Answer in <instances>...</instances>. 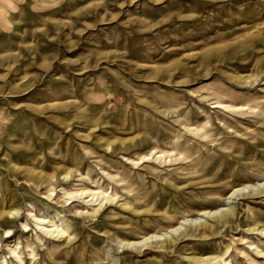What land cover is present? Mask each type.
I'll return each mask as SVG.
<instances>
[{
  "label": "rangeland",
  "instance_id": "obj_1",
  "mask_svg": "<svg viewBox=\"0 0 264 264\" xmlns=\"http://www.w3.org/2000/svg\"><path fill=\"white\" fill-rule=\"evenodd\" d=\"M0 264H264V0H0Z\"/></svg>",
  "mask_w": 264,
  "mask_h": 264
}]
</instances>
